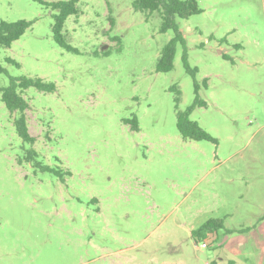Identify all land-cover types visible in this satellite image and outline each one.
<instances>
[{"label":"rangeland","instance_id":"obj_1","mask_svg":"<svg viewBox=\"0 0 264 264\" xmlns=\"http://www.w3.org/2000/svg\"><path fill=\"white\" fill-rule=\"evenodd\" d=\"M133 1L78 0L62 29L72 51L50 7L0 0L1 19L31 22L0 48V86L56 85L23 93L35 160L53 172L27 160L0 97V264H264V0H197L177 18L194 77L181 44L156 70L173 31ZM194 79L189 118L215 141L177 129ZM209 220L221 227L191 235Z\"/></svg>","mask_w":264,"mask_h":264},{"label":"trees","instance_id":"obj_2","mask_svg":"<svg viewBox=\"0 0 264 264\" xmlns=\"http://www.w3.org/2000/svg\"><path fill=\"white\" fill-rule=\"evenodd\" d=\"M38 1L50 7L55 12L53 16L52 25V35L54 40L63 48L67 50L76 51L75 48L67 44L65 38L62 34V29L66 18L70 15H77L79 9L77 7L78 0H59V1H44V0H34ZM133 8L137 11L144 12L146 14L156 13L160 18V32H166L167 30L173 31V36L167 43L162 47L160 54L156 61V70L165 72L173 68V59L176 52L177 44L183 46L182 51V62L183 66L187 72H189L193 77L197 72L196 67H190L187 51H186V40L182 35L179 27L177 18L185 19L193 14H198L202 10L198 5L197 0H134ZM110 23L112 20L110 18ZM31 22L19 19L17 21H6L0 18V48L8 47L10 44L18 39L25 30L30 26ZM224 56V55H223ZM6 60L13 63L16 66L19 64L12 58L7 57ZM5 72V69L0 65V73ZM203 85L206 86V78L203 79ZM194 92L195 100L189 105L186 110L177 112L176 125L179 133L184 138L194 139V140H211L215 139L207 133L203 128L199 126L196 121L189 118L191 111L197 103H202L199 100V84L194 79ZM28 87H34L42 92H52L56 89V85L53 81H45L41 77L32 76H20V77H9L8 84L5 86H0V97L5 107L10 113H16L17 116L14 118V126L19 137L26 143L30 145V149L27 153V160H34L33 163L35 167L40 168L43 171H55L52 167L47 164H42L36 161L35 158L38 156V152L33 148V143L35 138L30 135L27 125L26 110L29 108V104L23 93ZM176 93V101L179 99L180 90L177 86L172 87ZM133 127L137 128V120L134 118L132 120ZM69 173V172H66ZM221 227V222L219 220H209L202 224L200 227L192 231L193 237H204L207 233H212ZM213 264V263H212Z\"/></svg>","mask_w":264,"mask_h":264},{"label":"built area","instance_id":"obj_3","mask_svg":"<svg viewBox=\"0 0 264 264\" xmlns=\"http://www.w3.org/2000/svg\"><path fill=\"white\" fill-rule=\"evenodd\" d=\"M200 245H201V247H206V243L205 242H202Z\"/></svg>","mask_w":264,"mask_h":264}]
</instances>
